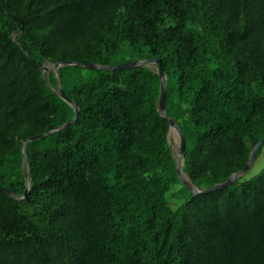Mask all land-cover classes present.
<instances>
[{"label": "trees", "instance_id": "1", "mask_svg": "<svg viewBox=\"0 0 264 264\" xmlns=\"http://www.w3.org/2000/svg\"><path fill=\"white\" fill-rule=\"evenodd\" d=\"M151 59L184 174L209 189L241 171L264 140V0H0V187L23 197L25 141L75 116L42 66ZM59 77L79 115L28 145L27 202L0 190V264H264V168L193 195L157 71Z\"/></svg>", "mask_w": 264, "mask_h": 264}, {"label": "water", "instance_id": "2", "mask_svg": "<svg viewBox=\"0 0 264 264\" xmlns=\"http://www.w3.org/2000/svg\"><path fill=\"white\" fill-rule=\"evenodd\" d=\"M17 34L14 35L13 39L16 41ZM51 66H42L41 72L43 75L46 73H50L53 71L57 77V80L59 82L58 90L56 91L57 95L60 96L66 103L71 105L75 110V116L74 118L62 126L61 128H58L56 130L35 136L33 138L27 139L23 145V172L26 179V189L24 192L23 197H17L14 195L11 191L0 187V190L4 193L8 194L9 196H12L16 200H19L21 203H25L29 200L28 194L30 192L29 184H28V167H27V159H28V145L33 142L40 139H43L45 137H48L50 135L55 134L56 132L62 131L66 129L67 127L71 126L78 118L79 115V108L75 102H73L63 91L62 84L60 82L59 77V69L64 66H81L87 69L91 70H106V71H115L117 69H135V68H141V67H150L151 64L155 65L156 71L159 74L160 81H161V91H160V98H159V105H158V112L162 119L166 120L170 125V131H169V137L171 136V133L175 134L178 137L179 140V150L174 154V160L177 168L178 176L183 183V185L193 194V195H206L212 192H215L217 190L224 189L232 184H234L239 178H241L244 174H246L253 166L258 150L264 146V140L259 142L251 152V156L249 159L248 164L239 172L235 173L233 176H231L229 179H227L225 182L215 185L209 189H201L197 185H195L194 182H192L183 172V166L185 162V154H186V138L183 134L182 129L180 128L179 124L171 117H169L167 113V77L162 65V61L160 59H151V60H137L133 62H127L120 65L115 66H102L94 63H83V62H60V63H48Z\"/></svg>", "mask_w": 264, "mask_h": 264}, {"label": "rangeland", "instance_id": "3", "mask_svg": "<svg viewBox=\"0 0 264 264\" xmlns=\"http://www.w3.org/2000/svg\"><path fill=\"white\" fill-rule=\"evenodd\" d=\"M46 66H51V65L50 64H46ZM150 67H151L152 70L156 71L155 65L151 64ZM170 144L172 145L173 152L175 154L179 150V140H178V137L175 134H173V133H171V136H170ZM263 168H264V147H263L261 156L253 164L252 168L247 173V176H246L247 179H250V178H253V177L259 175L260 172L263 170ZM169 198H170L171 206L173 208H175L178 205L177 201L173 198L172 194L169 195Z\"/></svg>", "mask_w": 264, "mask_h": 264}]
</instances>
